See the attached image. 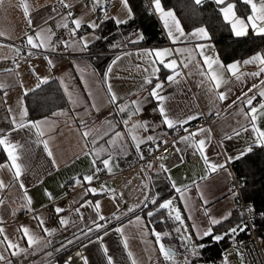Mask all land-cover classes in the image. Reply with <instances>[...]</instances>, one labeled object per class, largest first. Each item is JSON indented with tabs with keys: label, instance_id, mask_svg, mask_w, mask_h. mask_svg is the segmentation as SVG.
<instances>
[{
	"label": "crops",
	"instance_id": "obj_1",
	"mask_svg": "<svg viewBox=\"0 0 264 264\" xmlns=\"http://www.w3.org/2000/svg\"><path fill=\"white\" fill-rule=\"evenodd\" d=\"M57 1L59 0H27L32 19L31 25L24 14L21 0H2L0 2V32L3 33L0 36V82L6 85L5 89H0V130H4V134L13 144L18 143L22 146L16 150V154L20 157L17 163H21L23 167L19 181L13 176L15 169H0V179L8 185L5 189L0 190V199L5 201L4 205L0 206V218L3 220L0 226L4 227L5 234L10 240L19 243L23 248L28 247L27 238L17 231L22 225L45 237V242L50 241L47 243V247H44L43 244L39 247L34 246V249L29 253L19 256L11 255V252L16 249L6 250V243L0 244V254L10 259L11 264H65L69 260L70 264H84L85 260L88 264H108L107 256L109 255L112 257L113 264H132L131 258L128 256V252L131 251L137 264H167V262L178 264L176 260L166 261L163 258L159 252L156 238L148 229L139 210L150 200L169 192L160 198L159 204L163 199L171 200V208L179 210L184 222L183 225L179 223L181 235H190L192 245L198 246L199 244H194V239H200L197 232L202 233L212 226L210 225L211 218L223 221L224 217L228 219L234 215L233 192L228 188L230 172L226 165L222 169L211 172L205 165L201 154L187 143L180 141L182 136H186L190 132L176 137L174 153L164 157L163 164L168 169L167 172L160 169L158 162H153L151 168L136 165L135 151H137L136 143L138 141H144L140 143V149L148 142V135L163 140L169 137L175 128H168L162 122L163 117L159 112L160 102L150 93L156 83H163L160 94L166 98L164 105L172 118L187 119L189 115L197 113H199L198 117L202 115L211 117L210 125L201 127L210 131L195 139L210 137L211 142L206 147V154L210 162L225 164V162H229L227 157H236L242 151H246L249 145L252 148L260 146L253 143L256 133L251 131L250 122L239 113L237 106L230 109L228 105L253 84L257 85V88L249 93V95H256L253 106H258L264 101V98L259 96V92L264 91V85L261 84V81L264 80V73L259 77L245 76L241 82H234L233 78L228 85L221 86L218 91L230 89L228 98L223 102H220L200 85L202 77L197 74V70L198 62L201 66L203 65V57L199 55H196L195 60L189 64L188 68L180 66L183 78L177 76L178 82H169L167 76L172 74L171 71L159 65L160 71L157 77H152L151 84H144L147 73L143 69L149 68L150 70V66L145 60L137 57V50L168 48L173 53L171 58H175L179 65L182 57L175 49H195L197 44H204L206 46L205 55L213 58L219 57L216 47L210 39H182L173 44L158 14L157 21L164 38V42L159 45L126 44L127 39H124L123 35L117 34L118 40L119 36L121 40L120 47H113V45H117L118 41H112L108 47L96 51H91L88 48L86 51H81L78 44L66 47L62 43L55 45L52 42L40 48H31L27 44L26 36H35L38 30L53 33L52 29H60L64 34L61 41L78 42L80 37H87L90 40L89 45L97 40L95 37H99L98 28L92 29L88 25L92 22L100 24L105 20V15L102 16L101 22H98L96 17L100 14V6L107 0H103L100 5L95 6L94 11L93 0H65L72 7L71 9L55 7L59 14L52 12L54 7L52 4ZM108 1L112 3V9L107 15L110 17L107 20L114 22L111 17L127 19V11L121 0ZM237 1L240 3L239 7L233 0L237 16L246 20L247 15L251 14L250 6L243 3L242 0ZM165 9L172 10L171 8ZM69 11L72 12L74 18L83 20L82 27L75 37H72L70 31L74 27L71 21H68L69 28L59 27L65 23L63 17ZM176 19H178L177 16ZM198 27L203 26L183 29L187 34ZM247 32L261 35L251 27H248ZM125 52H131L132 55L119 61L105 82V72L111 61L117 55H123ZM255 53L227 63H223L220 57L219 59L224 65H227L234 61L247 59ZM101 55H106L107 59L102 70L97 71L93 59ZM49 59L54 66L49 67ZM137 65H141L139 70ZM258 70L257 64L245 65L241 69L245 73ZM81 73L84 76L83 80ZM189 73L192 74L189 75ZM45 77L57 80L66 98V105L40 117L30 119L26 116L24 118V122H27L49 117V120L41 125V130L44 132L43 137H37L35 129L30 131L25 128L12 131L11 117H15L17 122H20V113L24 109L25 89L32 90L40 83L39 78ZM229 77L230 73H225V78ZM61 79L70 83L69 90L72 91L73 98L77 100L76 104L69 102L68 96L60 84ZM85 81H87V87H85ZM108 84H111L112 90L120 98L116 104L109 103ZM89 92L92 93L91 96ZM133 100L137 102V105L131 104ZM93 102L99 111L92 107ZM239 103L242 106V102ZM122 104L128 105L125 112L118 111V105ZM137 106H139L138 112H136ZM61 110L66 115H52L53 112ZM245 111L248 109L245 108ZM130 113H134V115L129 125L125 126L122 122L128 119ZM81 119L84 120L83 125L80 122ZM133 124H144L147 126V131L144 128L132 129ZM255 124L258 129L264 130V113L258 115ZM242 126L249 127V131L241 132L240 136H233L230 140L225 139L226 136L233 135V130L239 131ZM130 129L132 130L130 131ZM86 131L89 132L87 138L83 135ZM116 132L121 133L120 138L115 136ZM133 136H136L138 141H134ZM97 137H102V139H98L97 143L93 145L91 140ZM38 139L48 141L49 149L53 153L52 157L47 155L43 144L37 142ZM109 140H114V143L109 144ZM101 145L108 151L99 156L101 171L96 172L97 166H94L92 161L97 159L96 150H99ZM109 155L112 156L111 172L102 164V161ZM53 158L56 161L55 165L52 163ZM238 160L235 159L230 164ZM0 164H11L4 146H0ZM86 175L93 176L90 183L83 179ZM77 179L80 180V183L76 182ZM20 181L25 185L24 189L20 187ZM173 182L176 187L181 189L188 186L183 200L180 198L181 194L172 187ZM67 184L76 190L69 199H64L63 194ZM161 187L163 189H160ZM90 188H95L97 192H88L85 195L86 190ZM25 190L27 197L31 199V204L25 198ZM145 197L149 199L146 201ZM205 200L207 204L204 203ZM89 201L93 206L96 201L100 202L99 214L94 211V207L86 206L81 209L84 215L83 220H80L79 216L75 214L70 216V212L74 213L77 207ZM137 205L138 207H135L133 212H128L129 208ZM57 206L66 209L60 215L70 216V221H75V223L70 222L68 226L61 228L59 217L55 212ZM29 208L32 211H29ZM47 212L50 213L49 218H46ZM205 212L208 215H205ZM36 215L45 220V227L49 229L55 227L57 232L50 237L47 236L37 227V221L33 219ZM98 215H103L106 220L100 221ZM114 215L119 219L113 218ZM137 216L141 218L142 223L135 222ZM93 220L105 224L106 227L98 232L93 231L88 236L82 235V232L87 228L93 227ZM194 225L195 227H193ZM236 226L235 223L228 230ZM118 228H122L123 232H118ZM239 231L238 229L235 234H232V237H235ZM77 236L78 240L75 239ZM2 239L3 237L0 236V240ZM125 239L128 241V248L124 247ZM69 240H72L73 243L68 244ZM234 243H236V239L222 252L220 260L223 264H235L231 259H234L237 264L240 262L236 251L232 250ZM260 243L264 253V240ZM105 248L107 255L104 252ZM228 251H230L229 254H227ZM182 260L184 261L183 258ZM207 263L213 264V262ZM207 263L196 261L191 264ZM0 264H7V261L0 262Z\"/></svg>",
	"mask_w": 264,
	"mask_h": 264
},
{
	"label": "snow or ice",
	"instance_id": "obj_2",
	"mask_svg": "<svg viewBox=\"0 0 264 264\" xmlns=\"http://www.w3.org/2000/svg\"><path fill=\"white\" fill-rule=\"evenodd\" d=\"M2 2V0H0ZM61 4H63L64 8L66 9H71V4L66 3L65 0H59ZM103 2V0H93V11L95 10V6L100 5ZM194 2L199 5L202 3V0H194ZM214 2L220 6L219 7V12L222 15V18L226 24H228L233 32V34L236 37H241L247 35V29L248 27H251L254 31H256L258 34L264 35V0H242L243 3L246 5L250 6L251 9V14L247 15V19H243L240 16H237L236 12V5L233 2V0H214ZM121 3L124 7V9L127 11V19H120L117 17H111V19L114 20L116 25H122L126 24L128 20H131L133 18V13L132 9L128 3V0H121ZM21 4L24 10V14L26 18H28V23L29 25L32 24V19L29 13V3L27 0H21ZM150 8L151 10L158 14L160 19L163 21L165 29H167V35L171 39L172 43L175 44L177 42H180L182 39L184 40H190V39H209L207 29L205 27H198L192 30L191 33H185L183 27L180 24V21L176 19L175 13L172 10H166L163 5L161 0H150ZM53 13H57V9L55 7L52 8ZM110 17L105 14L104 19L107 20ZM49 19H51V16H49ZM65 23L62 25H59V27H63L65 29L69 28V23L68 21H71V23L74 25V27L70 30L72 37L76 36V33L81 29L83 20L82 18H74L73 14L71 11L67 13L66 16L63 17ZM88 27L92 29H97L100 27V24H97L95 22H92L88 25ZM3 33L0 32V36H2ZM53 33L46 32L45 30H38L35 33V36L33 35H27V44L31 48H40L42 46H45L49 44L52 40ZM95 39H99V37H95ZM143 39L142 34H134V38L129 37L127 38V42L131 44H137ZM39 41V42H37ZM60 43L64 44L66 47H71L76 44L79 45L81 51H86L90 40L87 37H80L78 42L75 41H68V40H63ZM113 47H120V45H113ZM205 45L204 44H197L195 49H188V48H177L175 51L180 54L182 57L180 64L178 65L177 60L175 58H171L173 56L172 50L168 48L164 49H151V50H137V57L139 59L145 60V62L150 66L149 68H144L143 71L147 73V75L144 78V84H151L152 83V77H157L158 72L160 71L159 65H162L165 69L171 71V75L167 76V80L169 82L176 83L178 82L176 80L177 76L182 77V73L180 72V66L182 65L183 68H188L189 64L192 63L195 60L196 55H199L203 57V65L201 66L198 62V70L197 74L202 77L200 81V85L206 89L208 93L213 94L216 99H218L220 102L225 101L228 98V92H230V89H227L226 91H218L221 86L223 85H228L234 78V82H241L245 76H255L259 77L262 73H264V53L261 52H256L254 55L247 59L239 60V61H234L230 64L224 65L219 57H210L205 55ZM132 55L131 52H125L123 55H117L112 61L111 64L108 66L107 71L105 72L104 80L107 82L109 74L113 72V67L117 65L119 61L122 59L126 58L127 56ZM170 58V59H169ZM249 64H257L259 66V70L256 72H251V73H245L242 72L241 69L245 65ZM48 65L49 67L54 66L52 61L49 59L48 60ZM137 69L139 70L141 68V65L136 66ZM34 71V70H33ZM225 73H230L229 78H225ZM192 73H189L191 75ZM40 83L37 84V88L40 87V84H44L48 82V79L45 78H39ZM81 79H84L83 73H81ZM60 84L62 85L63 91L67 94L69 102L72 104H76L77 100L73 98V93L70 91V83H66L65 79L60 80ZM261 84L264 85V80L261 81ZM87 81H85V87H87ZM143 87V85H141ZM6 85L2 82H0V89H5ZM163 88V83H156L155 87L151 91V95L155 97L159 102V112L161 116L163 117L162 122L167 125L168 128H174L176 126H181L187 124L189 121L197 119L199 116V113L196 115H189L187 119H178V118H172L170 113L166 111V107L164 105L165 97L160 94L161 90ZM257 88L256 84H253L252 87L248 88L246 92H242L240 96H237L235 100L232 101L231 104L228 105V108H233V106H237L239 108V113L243 115V117L250 122V128L253 133H256V137L253 141L254 144H259L260 146H264V130H260L257 128L255 121L257 120L258 115L264 113V101H262L258 106H253V102L256 100V95H249V93H252L254 89ZM28 90L25 89V94H27ZM107 93L109 95V103L111 104H116L117 101L120 99L117 94L112 90L111 84H108L107 86ZM6 95V93H5ZM89 95L91 96L92 93L89 92ZM259 96L264 98V91L259 92ZM239 102H242V106L240 105ZM131 104L137 105V102L135 100L131 101ZM93 108H96L97 111L99 109L97 108L96 104L93 102L92 104ZM128 107L127 104H122L118 105V111L119 112H125L126 108ZM245 108L248 109V111H245ZM139 111V106L136 107V112ZM9 112H11V109H9ZM53 116H60V115H66L64 111H58V112H53ZM134 113H130L128 116V119L124 120L122 123L127 126L129 125L130 121L132 120V116ZM27 116V109L24 108L21 113H20V122L18 123L15 117H11V123L13 125L12 131H16L19 129H29L30 131L32 129L36 130V135L37 137H43L44 132L41 130V125L46 123L49 120V117H44L43 120H37V121H27L24 122V118ZM81 124H84V120L81 119ZM86 126V125H85ZM135 128H144L145 131H147V126L144 124H133L132 129ZM130 129V131L132 130ZM185 132H188L187 128H184ZM210 130L200 128L197 131L190 132L186 136H182L180 138V141L182 143H187L190 147H193L196 151H198L201 156L204 159L205 165L208 166L209 170L211 172H215L218 169H222L225 167V164H217V163H212L210 162L207 154H206V147L207 145L211 142L210 137L208 138H201L199 140H196L195 138L197 136H202L205 133H208ZM249 131V127H241L239 131L233 130V135L232 136H226L225 139H232L233 136H240L241 132H247ZM84 137L87 138L89 136V132H84L83 133ZM107 135V133H105ZM115 136L117 138L121 137V133L116 132ZM98 139H102V137H97L93 138L91 140V143L95 145L97 143ZM132 139L134 141H138V138L136 136H133ZM154 137L152 135L147 136V141H153ZM38 143H42L44 146L45 151L47 152V155L49 157L53 156L52 151L49 149L48 141L47 140H37ZM144 141H138L136 143V148L137 151H139L140 143H143ZM109 144H113L114 140H109ZM163 143H167L164 141ZM0 146H4V150L7 152L8 159L11 161V164H0V169L3 168H8L9 170L15 169L13 176L16 180L19 181V178L22 174L23 167L21 163H17V161L20 159V157L16 154V150L18 148H21L22 146L20 144H13L9 139L8 136L4 134V130H0ZM157 149L159 148V144L156 145ZM252 146L249 145L246 149V151H242L239 155L236 157L229 156L227 157V160L229 162H232L235 159H240L247 153L251 152ZM108 150L104 148L101 145V148L99 150H96V157L97 159L103 152H107ZM151 151V150H150ZM177 151H180V149H177ZM143 154H140V159H143ZM166 158V157H165ZM164 159V158H162ZM112 160V156L109 155L107 159H104L102 161V164L104 168H106L109 172L112 171L110 161ZM53 165H55L56 161L53 158L52 160ZM92 164L95 166L96 165V159H93ZM148 168L152 167L151 163L147 164ZM160 169L163 171L167 172L168 169L165 168L164 164H160ZM101 169L99 167L96 168V172H100ZM83 179L87 182H91L93 180V176L91 175H86L83 177ZM77 183H80V180L77 179ZM8 185L5 184V182L0 179V190H3L7 187ZM20 187L22 189L25 188V185L23 184L22 181H20ZM172 187L175 189L177 193H180V198L183 200L184 193L187 191L188 186H185L184 189H181L179 187H176L175 183L173 182ZM110 191V190H109ZM88 192L96 193L97 190L95 188H90L87 189L85 192V195L88 194ZM50 196V194H48ZM25 198L28 200V203L31 204V199L27 197V192L25 190ZM115 198V197H114ZM149 198L145 197V200L147 201ZM5 201L3 199H0V206L4 205ZM151 203L156 204V199H152ZM171 200H165L162 203L159 204V207L157 208L156 212H159L164 209H169L168 213V218L173 219L174 221L179 222L181 225H183V219L181 217V214L178 209H172L171 208ZM205 204H207V201H204ZM94 207V211L99 214L100 211V202L96 201L95 205L93 206L92 203L85 202L84 204H81L80 207H77L74 210V213L70 212V216L75 214L78 215L80 220L84 219V215L81 211L82 208L84 207ZM138 207L134 206L133 208H129L128 212H133L134 208ZM252 209L250 208L249 211ZM29 211H32L31 208H29ZM66 209L57 206L55 208V212L57 216L59 217V225L61 228H64L68 226L71 223H75V221H70V216H62L60 215L61 213L65 212ZM174 213V215H173ZM156 213L149 211L147 215L149 217L154 216ZM205 215H208L207 212H205ZM115 219H119L118 216H113ZM37 221V227L42 230L44 233L47 234V236H52L57 232V228L53 227L51 229L45 227V220L40 217L39 215H36L33 217ZM98 219L100 221H105L106 217L103 215H98ZM224 219H227V217H224ZM136 223H142L141 218L137 216L135 218ZM3 220L0 218V225H2ZM129 223H132V221H129ZM161 223H163V218L161 219ZM221 223V220L211 218L210 219V225L215 226ZM93 227L87 228L86 231L82 232V235L88 236L89 233L93 231H99L102 228H105V224L98 223L96 220L92 221ZM195 227V225L193 226ZM243 231L244 228L241 227L240 225H237L236 227H232L228 230L227 233H222V234H213L212 227H208L206 231L197 232V236L200 239H203L204 237H211L214 241L219 242L223 240L226 236L230 234H235L237 230ZM186 230V229H185ZM18 232H21L23 237L27 238V243L28 247L23 248L20 247L19 243H14L12 240L9 239V237L5 234V229L4 227L0 226V236L3 237L2 240H0V244H5L7 245V249H16V251H12L11 255L12 256H19L21 254H27L30 252V250L34 249L35 247H39L41 244H43L44 247H47V243H50V241L45 242V237L40 236L36 231L30 229L27 226H21L19 229H17ZM118 232H123L122 228L117 229ZM177 233L181 231L179 227L175 229ZM105 235L107 233L105 232ZM153 235L156 238V242L159 246V252L163 256V258L166 261H173V258L176 255V250L168 246L166 247L163 243L160 241L162 240V237H168L170 235L169 232L165 231L163 233L155 231V228H153ZM75 239H79L77 236ZM97 239H100V237H97ZM181 240L184 241V247L186 250H188V246L192 245V240L190 235H182ZM68 244L73 243L72 240H69L67 242ZM63 247V245H62ZM124 247L128 248V241L127 239L124 240ZM205 245L200 244V245H192L191 251H190V256L196 257L199 255V250L204 248ZM105 254L107 255V249H104ZM50 255V254H49ZM128 256L131 258L132 264H137L136 258L133 257V253L131 251L128 252ZM108 259V264H113L112 262V257L109 255L107 256ZM151 259V257H149ZM7 261V264H11V260L7 259L3 254H0V262ZM65 264H70V260L66 261ZM84 264H88L87 260L84 261ZM183 264H191V260L189 259V256L184 257Z\"/></svg>",
	"mask_w": 264,
	"mask_h": 264
},
{
	"label": "trees",
	"instance_id": "obj_3",
	"mask_svg": "<svg viewBox=\"0 0 264 264\" xmlns=\"http://www.w3.org/2000/svg\"><path fill=\"white\" fill-rule=\"evenodd\" d=\"M238 7L240 3L234 0ZM163 7L171 8L177 16L183 28L189 29L196 26H203L207 29L209 39L214 43L217 53L223 63L241 59L254 52L264 53V35H256L247 32V35L236 37L230 30L219 12V7L214 0H202L197 5L194 0H161ZM132 9L133 18L126 24L116 25L112 20H104L97 29L99 39L92 42L88 49L96 51L108 47L112 41H118L120 45V36L124 39L134 38V34H142L143 39L133 45H159L164 42L161 28L157 20L147 14L143 8L141 0H128ZM119 34V40L117 38ZM126 44H131L126 42ZM107 59L106 55H101L93 59L95 69L101 71ZM24 108L27 109V117L30 119L43 116L52 110L66 105V98L56 79L50 78L47 83L40 84V87L33 88L23 96ZM253 150L238 161L231 164L236 179L240 183V189L245 201L249 202L255 209L260 210L259 217L255 220V231L259 241L264 240V146L253 147ZM96 166H100L99 159H96ZM160 189H163L161 187ZM169 192L161 194L154 198L156 204L151 200L143 206L139 213L153 235V228L158 232H169L168 237H162L160 241L166 247H173L176 252L184 259L187 255L191 263L214 262L220 260L222 252L226 250L234 239L240 237V231L235 237L232 234L226 236L223 240L216 242L211 237L203 239H194V244H203L204 248L199 250L196 257L190 256L191 247L185 249L184 241L181 240V231L177 233L175 229L179 227V222L168 218L169 209L156 212L159 207L160 198L166 196ZM152 211L156 213L149 217L147 213ZM234 211V208H233ZM174 215V214H173ZM163 218V223L161 219ZM238 225L237 217L234 215L221 221L220 224L211 226L213 234L227 233V230L233 224ZM180 228V227H179ZM155 238V236L153 235ZM167 264H175L167 262Z\"/></svg>",
	"mask_w": 264,
	"mask_h": 264
},
{
	"label": "built area",
	"instance_id": "obj_4",
	"mask_svg": "<svg viewBox=\"0 0 264 264\" xmlns=\"http://www.w3.org/2000/svg\"><path fill=\"white\" fill-rule=\"evenodd\" d=\"M143 10L157 20V14L154 13L150 8V0H141ZM54 7L64 8L63 4L59 1L52 4ZM112 9V3L110 1H105L100 6V14L97 15L96 19L98 22H101L102 16L105 14H110ZM53 36L51 42L55 45H60V42L64 36L63 31L60 29H52ZM212 121L211 117L202 115L197 119L189 121L187 124L181 126H176L173 129V133L163 140H158L154 138L153 141H148L144 146H142L139 151H135V164L141 167L147 166L148 163L158 162L163 164V159L167 155H171L175 150V138L184 134L192 132L195 129L209 126ZM184 128L188 129V132L184 131ZM166 141L167 143H163ZM159 144L157 149L156 145ZM151 150V151H150ZM143 154V159H140V154ZM226 167L230 172V180L228 182V188L233 192L234 199V212L237 217L238 223L241 227L244 228L243 231H240V237L236 241V244L241 252V255L244 260V264H264V253L262 251L261 243L256 235L255 231V220L260 215V210L255 209L249 202L245 201L242 192L240 189V183L236 179L233 171L231 170L230 162H225ZM76 189L71 185L67 184L65 186L63 198L69 199L73 192ZM50 209L49 206H47ZM252 209L249 211V209ZM46 218L50 217V213L47 212ZM213 264H223L221 260H216Z\"/></svg>",
	"mask_w": 264,
	"mask_h": 264
},
{
	"label": "rangeland",
	"instance_id": "obj_5",
	"mask_svg": "<svg viewBox=\"0 0 264 264\" xmlns=\"http://www.w3.org/2000/svg\"><path fill=\"white\" fill-rule=\"evenodd\" d=\"M158 17H159V15H158ZM163 201H165V199H163L162 202H163ZM162 202H161V203H162ZM232 250H235V251H236V253H237V257H238L239 260H240V262H239L238 264H244L243 257H242V255H241V252H240V250H239V248H238V246H237L236 243H234V246H233ZM229 252H230V251H228L227 254H229ZM230 255H231V254H230ZM173 260H176V262H177L178 264H183V260H182V258L180 257V255L178 254V252H176V255H175V257L173 258ZM231 261H232L233 263L237 264V263L235 262L234 259H231ZM206 263H207V262H206ZM207 264H211V263H207Z\"/></svg>",
	"mask_w": 264,
	"mask_h": 264
}]
</instances>
